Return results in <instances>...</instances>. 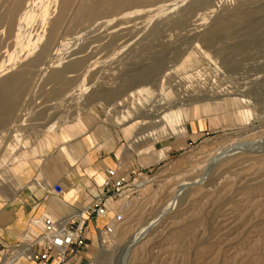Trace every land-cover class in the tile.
Listing matches in <instances>:
<instances>
[{
    "label": "rangeland",
    "instance_id": "obj_1",
    "mask_svg": "<svg viewBox=\"0 0 264 264\" xmlns=\"http://www.w3.org/2000/svg\"><path fill=\"white\" fill-rule=\"evenodd\" d=\"M112 113L157 126L164 158L127 154ZM83 131L134 174L80 264H264V0H0V177Z\"/></svg>",
    "mask_w": 264,
    "mask_h": 264
},
{
    "label": "crops",
    "instance_id": "obj_2",
    "mask_svg": "<svg viewBox=\"0 0 264 264\" xmlns=\"http://www.w3.org/2000/svg\"><path fill=\"white\" fill-rule=\"evenodd\" d=\"M111 116L114 126L122 128L124 135L129 136L127 154L130 151L139 155L143 154L145 157L142 158L141 165L157 163L164 158L165 155L162 151L155 155L150 154L153 143L158 141V138H152L154 136L145 137V130H143L145 128L137 132L134 131L135 127L138 126L136 123L141 124L140 120L126 122L127 120L119 121V117H115L113 113ZM80 126L82 124L78 121L74 127L70 126L65 134L67 136L75 135ZM184 131H186L185 128ZM104 134H102V141L99 143V140L96 139V132L83 131L74 139L67 141L66 144L49 150L46 155L41 157V161L38 160L39 164H37L36 169L27 166L26 156L24 160L16 161V165L8 178L0 177V198L12 203L6 205L0 202L1 264H23L19 261L17 254L13 253L6 259L4 254L20 240V235L29 218L47 216L55 220H62L73 211H81L85 206L95 201L100 186L106 177V171L109 169L116 170L118 162L114 159L113 145L108 146V143L103 142L104 139L106 140ZM51 143L50 139H45L40 144L49 148ZM24 170L26 171L24 174L26 183H23L22 187L10 185L9 177H21ZM130 173V171L125 172L127 176ZM38 174L41 178L35 181ZM118 176L125 177L126 175L120 174ZM16 180L20 182V179ZM3 187H9V189L6 190ZM54 187L61 191L60 195L53 191ZM91 226L94 229L93 223ZM86 253L85 248L82 250V254L85 256ZM79 260L82 261V258ZM79 260L77 264H80Z\"/></svg>",
    "mask_w": 264,
    "mask_h": 264
},
{
    "label": "built area",
    "instance_id": "obj_3",
    "mask_svg": "<svg viewBox=\"0 0 264 264\" xmlns=\"http://www.w3.org/2000/svg\"><path fill=\"white\" fill-rule=\"evenodd\" d=\"M131 172L130 175H133ZM130 175L119 177L117 170L109 169L103 180L95 201L81 211H73L62 220L47 216H38L30 220L22 238L4 254L6 257L18 255L19 261L34 264H77L84 258L82 250L87 246V238L91 236L88 222L96 219L119 221L121 215L113 209L115 200L125 196L130 188ZM53 191L60 195L61 191L54 187ZM94 235H110L112 228L104 224L102 230L93 229Z\"/></svg>",
    "mask_w": 264,
    "mask_h": 264
},
{
    "label": "bare ground",
    "instance_id": "obj_4",
    "mask_svg": "<svg viewBox=\"0 0 264 264\" xmlns=\"http://www.w3.org/2000/svg\"><path fill=\"white\" fill-rule=\"evenodd\" d=\"M49 63V62H48ZM52 62L50 61V63L49 64H46L47 66H49L50 64H51ZM144 86V85H143ZM140 87V86H139ZM147 87V86H146ZM141 88V87H140ZM161 88V87H160ZM143 90H145L144 88H143ZM162 92V91H161ZM145 93V92H144ZM161 96H162V93H160L159 91H158V93H157V97H159V99H158V102H159V107H160V109L157 111V114L155 115H153L154 117H157V119L158 120H155V119H153V121H152V124L153 123H162L163 121H165V120H163V117H161L160 116V113H162L165 109H167L166 107H162L163 106V104H164V102H163V100H162V98H161ZM179 107V106H178ZM245 115V114H244ZM152 116V117H153ZM246 116V115H245ZM147 117H149V114H148V116ZM167 122L169 123V125H170V127H171V129H172V131L175 133V134H183V132H184V119H182L181 117H180V115H179V112H176V114H175V119L171 122H169V120H167ZM156 127L157 126H153V127H151L150 129H147L146 131H144V136L145 137H151V136H154V133L152 132L153 130H155L156 129ZM72 128V127H71ZM53 130H54V128H53ZM25 142V141H24ZM26 144V143H25ZM232 150V149H231ZM38 152V150L35 148V149H31V154L32 155H34V154H36ZM233 153V152H232ZM231 154H229V156H230ZM223 158H225V157H223ZM17 160V159H16ZM210 165V164H209ZM175 199V198H174ZM170 202H173V199H172V201H170ZM172 204V203H171ZM172 205H170V207H171ZM168 208V207H167ZM150 224V223H149ZM151 226H152V223H151ZM151 228V227H150ZM145 230V229H144ZM144 230L141 232L142 234H141V237L140 238H138V240L137 241H134V242H132V245L131 246H134L135 244H138L139 242H140V240H142L144 237H146V235H147V232H146V230H145V232H144ZM140 235V234H139ZM134 240V239H133ZM130 247V246H129ZM127 250V249H126ZM129 252V251H128Z\"/></svg>",
    "mask_w": 264,
    "mask_h": 264
}]
</instances>
